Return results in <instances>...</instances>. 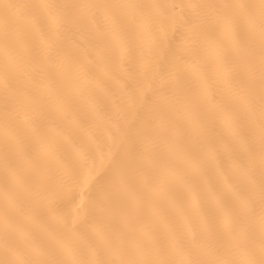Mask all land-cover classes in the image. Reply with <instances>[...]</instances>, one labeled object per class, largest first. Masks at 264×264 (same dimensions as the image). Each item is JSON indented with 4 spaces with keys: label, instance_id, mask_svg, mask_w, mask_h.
I'll return each instance as SVG.
<instances>
[{
    "label": "bare ground",
    "instance_id": "bare-ground-1",
    "mask_svg": "<svg viewBox=\"0 0 264 264\" xmlns=\"http://www.w3.org/2000/svg\"><path fill=\"white\" fill-rule=\"evenodd\" d=\"M0 264H264V0H0Z\"/></svg>",
    "mask_w": 264,
    "mask_h": 264
}]
</instances>
